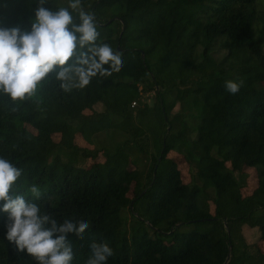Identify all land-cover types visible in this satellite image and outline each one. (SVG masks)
<instances>
[{"label": "trees", "instance_id": "1", "mask_svg": "<svg viewBox=\"0 0 264 264\" xmlns=\"http://www.w3.org/2000/svg\"><path fill=\"white\" fill-rule=\"evenodd\" d=\"M82 2L123 66L83 89L46 78L23 101L0 94V156L22 170L17 191L28 197L37 185L36 202L55 219L89 221L69 234L73 264H86L93 242L113 249L107 264H264V0ZM32 7L0 0V26H23ZM229 80L237 93L226 91ZM109 130L130 138L94 146ZM135 149L148 157L147 172L130 168ZM170 152L186 163L187 182ZM249 169L257 184L244 195ZM125 209L132 223L121 234ZM5 219L0 264H36L3 240ZM244 226L259 232L255 243Z\"/></svg>", "mask_w": 264, "mask_h": 264}, {"label": "clouds", "instance_id": "2", "mask_svg": "<svg viewBox=\"0 0 264 264\" xmlns=\"http://www.w3.org/2000/svg\"><path fill=\"white\" fill-rule=\"evenodd\" d=\"M34 7L23 26H0V94L12 101L32 96L41 82L54 78L61 89H83L96 76H109L123 66V53L102 41L94 11L82 0L66 7H51V0H31ZM240 84L226 81L231 94ZM22 170L0 156V214H6L3 240L36 264H73L69 234H83L87 219L58 221L36 201L37 185L30 196L17 191ZM30 197V198H29ZM113 249L107 243L90 244L86 264H107Z\"/></svg>", "mask_w": 264, "mask_h": 264}, {"label": "rangeland", "instance_id": "3", "mask_svg": "<svg viewBox=\"0 0 264 264\" xmlns=\"http://www.w3.org/2000/svg\"><path fill=\"white\" fill-rule=\"evenodd\" d=\"M225 54L224 51H216L215 53H213V56L215 58H220ZM153 93H146L144 94V96L142 97V101L146 102L148 105H152L154 102L153 99ZM136 105L133 106V104L131 105V108H135ZM95 111H102L103 110V106H95ZM177 110V107L176 109ZM126 138H130L129 135L123 133V132H113L112 130L106 131V132H100L97 133L94 136L95 142H94V146H98V147H102V148H107V149H112L115 145H117V143H120L122 140L126 139ZM146 141H144L143 143H145ZM146 150H149L150 147L147 144L146 146ZM170 156H173L174 159L176 160V162L179 165V169H180V173H181V177L183 179L184 182L188 181V170H187V166L186 163L182 161L181 157H178L176 153L174 152H170L169 154ZM132 160L134 161L133 164L130 166V168H138L139 170L143 171V172H147L151 166L150 161L148 159V157L146 155H144L143 153H141L138 149L133 150L132 155H131ZM256 177H255V170L253 169H249V179H248V183L246 184V186L242 189V193L244 195L246 194H250L253 189L256 186ZM129 195L132 196L133 192L132 190L129 192ZM123 217H124V221H123V225L120 229V233L124 234V233H128L130 227H131V223H132V218L128 212V210H124L123 212ZM193 228L198 229L199 231H203L207 228V225L205 223L202 224H198L197 226L194 225H190V224H184L181 226L180 228V232L182 231H189ZM146 232L148 234L151 233V229L149 228H145ZM242 235L244 236V239L246 241L247 244H253L258 240L259 237V232L257 231L256 228H250L248 226H244L241 229ZM258 246L259 248L264 251V242L260 241L258 242ZM251 253H253L254 249L251 248L250 249Z\"/></svg>", "mask_w": 264, "mask_h": 264}, {"label": "built area", "instance_id": "4", "mask_svg": "<svg viewBox=\"0 0 264 264\" xmlns=\"http://www.w3.org/2000/svg\"><path fill=\"white\" fill-rule=\"evenodd\" d=\"M132 104H133V106H134V105H135V102H133Z\"/></svg>", "mask_w": 264, "mask_h": 264}]
</instances>
